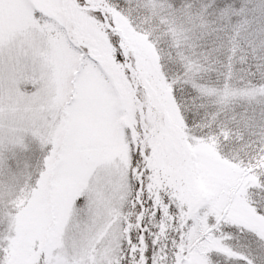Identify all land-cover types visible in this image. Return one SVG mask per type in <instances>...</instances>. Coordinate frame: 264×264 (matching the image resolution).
I'll list each match as a JSON object with an SVG mask.
<instances>
[{"label": "snow or ice", "instance_id": "1", "mask_svg": "<svg viewBox=\"0 0 264 264\" xmlns=\"http://www.w3.org/2000/svg\"><path fill=\"white\" fill-rule=\"evenodd\" d=\"M0 264H264V0H0Z\"/></svg>", "mask_w": 264, "mask_h": 264}]
</instances>
